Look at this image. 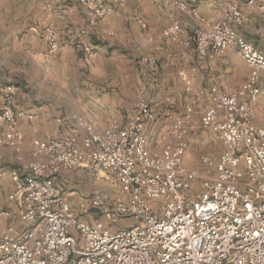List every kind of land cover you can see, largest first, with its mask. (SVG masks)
<instances>
[{
    "label": "built area",
    "instance_id": "obj_1",
    "mask_svg": "<svg viewBox=\"0 0 264 264\" xmlns=\"http://www.w3.org/2000/svg\"><path fill=\"white\" fill-rule=\"evenodd\" d=\"M73 1L87 14L86 26L72 35L74 47L94 58L88 41L92 30L100 18L124 8L127 0H112L117 9L104 0ZM169 1L187 11L181 2ZM247 4L258 9L264 39V0ZM191 15L192 34L174 21L162 35L183 37L180 42L193 45L208 64L233 49L249 68L247 80L230 92L215 84L201 90L199 97L210 98L213 105L198 121L193 107L186 105L161 135L157 149L145 135L155 114L144 99L137 101L124 125L112 122L99 130L77 119L69 137L33 141V159L22 171L9 172L12 189L6 200L16 207L18 224L7 223L13 211H0V264H264V124L252 121L264 82V54L233 30L242 20L237 5L216 23L197 19L194 11ZM137 24L146 29L143 20ZM41 40L47 45V58L59 52L54 32L46 25ZM139 62L152 75L159 68L147 56ZM179 76L188 81L183 73ZM185 90L192 91L190 86ZM14 95L15 87L4 90L0 146L17 150L23 144L19 120L25 114L12 109ZM197 127L210 130L225 147L215 158L214 176L201 191L195 190L199 175L182 165L188 137ZM211 159L202 157V163ZM78 168L96 181L102 180V172L110 173L122 197L112 201L96 188L88 197L89 206L81 203L73 209L55 178ZM91 211L96 219L88 221L84 217Z\"/></svg>",
    "mask_w": 264,
    "mask_h": 264
},
{
    "label": "crops",
    "instance_id": "obj_2",
    "mask_svg": "<svg viewBox=\"0 0 264 264\" xmlns=\"http://www.w3.org/2000/svg\"><path fill=\"white\" fill-rule=\"evenodd\" d=\"M178 1L185 4L188 11L179 12L169 0H127L120 13L104 17L98 22L91 33L93 41H113V73L107 74L105 65L101 62V58L109 54L105 45L98 43L95 46L98 53L91 60H95L94 65L89 64L88 59L74 47L72 34L87 24V14L82 6L73 0H0V106L3 102V89L11 85L16 88L12 108L25 114L19 121L24 136L20 149L13 151L0 146V188L5 197L12 189L10 170L16 167V170L22 171L33 159L34 140H63L71 135L73 128H77V119L99 130L105 128L112 120H121L122 74L121 66L115 64L121 65L122 60L129 54L132 58L147 56L159 64L154 75L166 95L162 101V113H157L162 122L168 121L170 117L175 119V113H178L185 101L193 105L194 110L199 112L198 115L211 107L213 101L208 97L200 98L199 92L207 90L212 84L224 92L234 91L241 85L228 87L222 80L219 82V75H204L203 69L208 65L207 60L196 56L193 46L181 43L184 42L183 37L179 40L165 37L162 31L172 21H178L186 31H191L195 25L194 18L189 13L191 10L197 18L219 22L226 8L237 4L242 13V20L233 29L242 39L264 52V40L259 35L261 19L257 7L248 5L249 0ZM58 12L63 18L56 16ZM137 18L145 22L146 29L137 25ZM107 23L109 25H106ZM42 25L53 30L60 45L59 52L50 59L46 57L47 45L41 40ZM127 44L131 46L130 49ZM231 53L239 58L233 49L224 52L223 56L228 57ZM137 60L141 74L145 75L144 66ZM109 61L111 59H107V62ZM246 67L248 68L247 65ZM60 70V78L63 81L52 80L51 77L58 76ZM81 70L89 72V77H96L99 82L82 81ZM65 73L70 77H65ZM179 73L186 75V83L181 80ZM109 76L115 78L114 82L117 83H105L103 79ZM68 80L72 82H67ZM187 86L192 90L190 93L185 90ZM262 87L263 85L261 92ZM135 103L136 101L129 105L134 106ZM129 109L127 107L124 111L128 117L131 110ZM196 114L194 113L193 119L198 121L199 116H195ZM156 117L157 115L145 128L150 145L151 128L155 127L158 121ZM78 129L83 131V128ZM198 129L201 128L197 127L196 130ZM195 131L189 135L188 140L192 139ZM218 143L220 144L219 141ZM220 147L223 148L222 153L225 147L222 144ZM61 174L55 178L56 184ZM13 210V218L7 223L17 225L18 212L16 207H13Z\"/></svg>",
    "mask_w": 264,
    "mask_h": 264
},
{
    "label": "rangeland",
    "instance_id": "obj_3",
    "mask_svg": "<svg viewBox=\"0 0 264 264\" xmlns=\"http://www.w3.org/2000/svg\"><path fill=\"white\" fill-rule=\"evenodd\" d=\"M104 3L109 7H113L114 9L117 7L113 3L112 0H104ZM171 4L173 5V7L176 10H178L179 12L182 13V11L180 9H178L177 6L175 4H173V2ZM182 5L187 7L183 3H182ZM221 5H223V4H221ZM231 5H233V4H231ZM235 5H237V4H235ZM125 6H126V4H125ZM125 6H124V8H125ZM230 6H228V8H226V9L228 10ZM124 8L119 9L118 12H115L112 15H105L102 18L118 14ZM227 10H225L222 20L224 19ZM189 13H191V12H189ZM241 15H242V13H241ZM56 16L60 19L63 18L62 14L59 12L56 13ZM102 18H100L99 21ZM137 20H138V18L136 19V23H137ZM205 21H207V20H205ZM172 22H174V21H172ZM175 22H177L179 24L178 21H175ZM207 22H209V21H207ZM209 23H216V22H209ZM106 25H109V24L107 23ZM237 25L238 24L233 25L232 27L237 26ZM194 28H195V25H194L193 29L188 32L182 27V29L188 35L192 34ZM81 29H79V30H81ZM78 31H76V32H78ZM248 31H249V29H248ZM76 32H74L73 34H75ZM235 33L239 36V34L236 31H235ZM259 35L262 39L261 34H259ZM90 38H91V35H90ZM90 38L88 41L91 44V46H93V48L95 50L94 58L97 56V53H98L95 46L98 43H101V44L106 46V49L108 50L109 54L104 55L101 58V62L104 63L107 74H112L113 73V67H114V64L112 61V60H114V57L112 56V51H113L112 39H108V40L104 39L100 42H98V40L94 39V41L96 43V44H94L93 38H91V39ZM250 44H252V43H250ZM126 46L129 49L131 47L129 44H127ZM191 46H193V45H191ZM253 46L256 48L255 45H253ZM193 49H194V47H193ZM79 52H81V51H79ZM81 53L88 59L89 64H92V65L95 64V60L91 61L93 58L87 57L83 52H81ZM261 53L264 54V52H261ZM229 55L230 56H228V57L223 56V54H222V56L221 55L217 56L212 64H208V62H207L208 65L206 68L203 69V72H205L204 75L207 74L211 77H217L219 75L221 77L219 79V82L222 80V83L224 85H226L228 87H236L237 85L239 86L240 84L244 83L245 80H247L248 75H249V69L246 67L245 63L242 60H240L237 56H235V54L231 53ZM141 57H143V56H140L139 58L134 56L132 58L131 54H129L127 57H125L124 60H122L123 62H121V65L117 64V63L115 64V65L121 66L120 70H121L122 78H120L121 79L120 82H121V92H122L121 101L123 104V114H122L121 120H119V121L118 120H112L108 124L115 122L119 125H124L132 117V115L136 111L135 105H136L137 101H139L140 99H144L145 101H147L150 104L154 114L157 115L156 118H158V121L155 124V127L151 128V136L149 137L150 142H151V148L157 149L161 145V140H160L161 135L170 130L174 119L172 120L171 117L169 116L170 119L168 118V121H166V122H162V120H159L160 115H158L157 113H159V114L162 113V109H161L162 103H163L162 101L165 99L166 95L163 94L164 91L161 88L160 81L155 79L156 75H152L151 73H148V72H146L145 75L141 74V70L138 68V64H136V59H138L137 61H139V59ZM107 59H111V61L107 62ZM126 61H129V62H126ZM81 71H83V74L81 75L82 81L88 82L91 80H93V81L97 80L96 77H94L95 79L90 78L89 75H91V74L89 72H85L84 70H81ZM61 74H62V71L60 70L58 73V76L53 75L51 77V79L52 80H58V81L62 80V78H60ZM93 75L96 76L95 73ZM64 76L67 77V76H69V74L65 73ZM211 77H209V78L211 79ZM114 79L115 78H113L112 76H109V77H105L103 79V81L105 83H109V84L117 83V81L114 82ZM66 80L67 79H65V81ZM67 82H72V80H68ZM98 82L99 81L97 80V83ZM262 85H263L262 92L260 93V96H259L257 102L253 105V110H252L253 111V123H255L257 125H263L264 124V82L262 83ZM9 86H11V85H9ZM9 86H6L3 89V96H2L3 102H2V105L0 106V109L2 108V106L4 104V90ZM110 87L112 88V86H110ZM116 91H117V88H116ZM15 93H16V88H15ZM135 101H136V103L134 106L129 105L131 103H134ZM186 105H191L193 107V105L191 103H188L186 101L183 102L181 105V108H179L178 113H175L174 118L179 116V114H181L184 111ZM127 107H129L131 109V110L129 109L130 110V116L129 117H128L127 113L124 112ZM132 112H133V114H132ZM193 112L196 114L197 110H194V108H193ZM198 114H199V112L195 116H200ZM108 124L105 126V128L108 126ZM100 130H102V129H100ZM0 133H1V130H0ZM23 139H24V136H23ZM37 140L41 141V142H47L49 139L44 140V141L39 140V139H37ZM32 144H33V142H32ZM2 147H4V146H2ZM19 149H17V150H19ZM11 150L17 151L15 149H11ZM222 150H223V148L220 147V144L215 139L214 135L211 134L208 130L198 129L195 131V134L192 136V139L188 140V148H187V150L183 156L182 165L186 170L193 171L199 175L200 179H199V184L195 188L196 191H201L203 189L204 184L208 183L212 179V177L214 175L215 158H217L216 156H218ZM205 156H211L212 157L210 163L207 165L202 163V157H205ZM16 169H18V168H16V167L12 168V170H16ZM101 178H102V180L96 181L86 170H84L82 168H78L75 170L62 172V174L58 177V182L56 185L59 188L60 192L68 199L69 203L71 204V206L74 207L73 209H75V210H77L79 204H81V203L85 204V206L90 205L88 197L91 194V192L96 188H100V189H103L104 191H106L110 195L112 201L117 200L118 198L122 197V194L120 192V188H119L117 182L115 181L114 176H112L110 173L104 171L101 174ZM13 207L15 208L14 204L8 202L6 200L4 193L2 194L0 191V211L1 210L14 211ZM89 213L90 214H88V216L86 215L84 217L86 220L91 221L93 219H96L94 216V214H95L94 212L91 211ZM78 248L80 249L79 245H78Z\"/></svg>",
    "mask_w": 264,
    "mask_h": 264
}]
</instances>
